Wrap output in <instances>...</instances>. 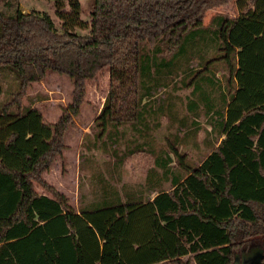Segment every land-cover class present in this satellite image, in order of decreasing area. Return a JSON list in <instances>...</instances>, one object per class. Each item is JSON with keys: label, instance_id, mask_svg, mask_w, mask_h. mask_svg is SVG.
Returning a JSON list of instances; mask_svg holds the SVG:
<instances>
[{"label": "trees", "instance_id": "obj_1", "mask_svg": "<svg viewBox=\"0 0 264 264\" xmlns=\"http://www.w3.org/2000/svg\"><path fill=\"white\" fill-rule=\"evenodd\" d=\"M17 1L0 0V71L9 69L18 81L5 99L0 81V264H232L236 253L264 248V0H91L90 21L80 17L81 0H53L59 30L49 14L24 12L13 5ZM229 2L237 14H215L210 23L218 25L215 61L223 62L238 88L219 108L206 99V135L214 136L209 154L198 166L188 164L187 153L174 144L175 163L168 142L158 151L151 146L155 126L147 111L154 106L147 101L163 69L172 74L188 46L204 37L206 11ZM77 28L89 32L80 35ZM211 61L198 70L208 73ZM105 69L109 88L93 121L99 131L91 146L106 149V135L114 146L122 129L137 123L135 151L118 155L112 149L114 165L135 152L156 151L172 188L152 198L142 189L121 193L99 172L93 178L100 188L76 212L42 173L63 154L87 82ZM150 69L158 74L152 86ZM49 71L73 84L54 123L24 104L28 88ZM34 181L52 195L39 194Z\"/></svg>", "mask_w": 264, "mask_h": 264}, {"label": "rangeland", "instance_id": "obj_2", "mask_svg": "<svg viewBox=\"0 0 264 264\" xmlns=\"http://www.w3.org/2000/svg\"><path fill=\"white\" fill-rule=\"evenodd\" d=\"M80 2L82 5L81 19L90 21L92 1L81 0ZM13 5L18 6L24 12L36 10L49 14L55 26L58 30L60 29L61 22L55 15L53 0H18ZM6 10L11 11L12 8ZM66 10H68V7H66ZM219 13L235 16L237 11L234 2L206 11L204 25L207 27L203 29L204 37L188 46L187 54L181 61L177 62L175 68L171 71L172 74L168 75L166 69H163L162 73L166 72L167 74L159 75V88L156 90L154 98L149 96L147 101L148 105L152 103L154 106V110H149L153 113H148L146 110L148 123H150V126H153V124L155 126L150 131V134L153 135L151 146L158 151L164 148V144L168 142L167 149L169 148L170 155H173L171 146L175 144L181 151L187 153L186 162L188 164L203 159L212 147L211 143L214 136L213 134L212 136L206 135V132L211 131V127L207 125L203 115V108L207 105L206 99L208 98L210 103L213 102L212 104L219 108L223 106L224 98H228L238 88L236 79L232 82L229 78L223 67V62L215 61L221 54L219 51L218 25L211 24L210 19L213 15ZM76 32L84 35L89 30L77 28ZM163 56L168 58L170 54L163 53ZM210 60L212 61L208 66L210 67L208 73L198 70L199 66ZM189 67L193 68L194 71L190 73ZM2 71L4 72L1 74ZM2 71H0V81L4 88L5 95L3 97L5 99L15 90L18 81L14 72L9 69ZM149 74L150 76L147 75L146 79H151L150 85L152 86L153 76L157 79L158 74L153 72V69H150ZM108 88V70L106 69L95 79L87 82L85 101L79 114L74 118L73 124L65 134L63 154L62 156H56L49 169L42 173L44 181L59 192H61L60 189L64 190L69 195L68 200L73 202L76 207L79 199H91L92 194L97 188H100L101 183L93 178L95 174L98 178L99 172L103 174L107 182L117 187L121 193H137V189L143 188L148 168L153 165V156L154 153H157L156 151L154 153L147 151L135 152L125 156L119 167L114 165V158L110 156L112 149H115L118 155L126 153L128 149H134L135 151L136 147L134 146L136 141L139 140L136 138L137 130L135 126L137 123L128 124L129 126L123 128L122 137L119 136V140L114 146L109 145L108 135L104 137L107 144L106 149H103L100 145L91 146L95 140L94 135L99 131L97 126L92 128L93 121L102 107ZM72 89V81L67 76L49 71L43 80L32 84L28 88V96L24 99V104L28 107L37 108L42 113L45 122L54 123L61 115L62 108L70 102ZM182 119L184 120L181 121ZM191 120L198 121L200 125H190ZM83 129L86 131H83ZM205 135L206 138L204 139ZM176 136L186 137H184L183 142L177 143ZM195 141L200 146H195ZM151 146L142 147L150 148ZM81 153H83V157L80 156ZM112 155L114 154L112 153ZM175 156L173 155V160L177 163L180 158L177 155ZM169 186V183L164 185L166 189ZM34 188L39 194L52 195L49 190L35 181ZM186 259L187 257H183L184 261ZM160 264L174 263L168 261ZM189 264L194 263L190 261Z\"/></svg>", "mask_w": 264, "mask_h": 264}, {"label": "crops", "instance_id": "obj_3", "mask_svg": "<svg viewBox=\"0 0 264 264\" xmlns=\"http://www.w3.org/2000/svg\"><path fill=\"white\" fill-rule=\"evenodd\" d=\"M97 113H98V112H97ZM96 115H97V114H96ZM95 117H96V116H95ZM83 131H86V130L83 129ZM222 138H223V134H220L219 137L217 138V140H215V145H218V143L220 142V140H221ZM196 146H200V145L197 144ZM207 151H208V150H207ZM209 152H210V150L206 153V155H208ZM154 154H155V153H154ZM204 157H205V156H204ZM156 158H157V157L154 155V156H153V165H152L150 168H148V172H147V176H148V173L153 174L152 179H151V184H153L154 186L150 187V191H148L147 189H149V188H147V185H146L147 179H146V182L143 183L144 185H143V188H142V190H145V191H146V195H149L150 198L154 197V196L157 194V191H158L159 189L169 190V189L172 188V182H171L172 179H171L170 177H165L163 171H162V170L160 169V167H158V165L156 164ZM200 161H201V159H200L199 161H196L195 165L197 164V166H198V164H199ZM147 176H146V178H148ZM148 180H149V178H148ZM57 182H59V181H57ZM161 183H162V184H161ZM166 183H169V185H170L168 189H166V188L164 187V185H165ZM160 184H161V186H160ZM56 185H57V187H59L58 183H56ZM60 190H61V192H62L63 194H65L66 197L69 199V195H68L64 190H62V189H60ZM40 194L48 195V194H45V193H40ZM146 195H145V196H146ZM48 196H50V195H48ZM92 198H94V194H92L91 199H92ZM91 199H81V200L79 199V203H78V206H77V207L75 206V204H74L73 202H71V201H69V200H68V203H69V205H70L73 209H75L76 212H78L80 206H81V205L89 204L90 201H91ZM160 263H162V262H160ZM160 263H157V264H160Z\"/></svg>", "mask_w": 264, "mask_h": 264}, {"label": "water", "instance_id": "obj_4", "mask_svg": "<svg viewBox=\"0 0 264 264\" xmlns=\"http://www.w3.org/2000/svg\"><path fill=\"white\" fill-rule=\"evenodd\" d=\"M264 248L253 246L247 251L236 253L232 264H263Z\"/></svg>", "mask_w": 264, "mask_h": 264}]
</instances>
